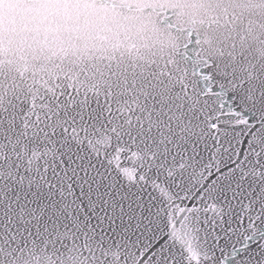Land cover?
<instances>
[{
  "label": "snow or ice",
  "instance_id": "6c2138e0",
  "mask_svg": "<svg viewBox=\"0 0 264 264\" xmlns=\"http://www.w3.org/2000/svg\"><path fill=\"white\" fill-rule=\"evenodd\" d=\"M0 264H264V0H0Z\"/></svg>",
  "mask_w": 264,
  "mask_h": 264
}]
</instances>
